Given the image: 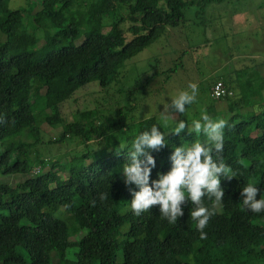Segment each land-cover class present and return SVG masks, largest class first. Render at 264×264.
I'll list each match as a JSON object with an SVG mask.
<instances>
[{"label": "trees", "instance_id": "obj_1", "mask_svg": "<svg viewBox=\"0 0 264 264\" xmlns=\"http://www.w3.org/2000/svg\"><path fill=\"white\" fill-rule=\"evenodd\" d=\"M224 1L231 0H92L83 8L77 0H43L35 23L55 32L38 48L40 39L24 27L25 10L0 0V172L24 177L14 185L0 182V264H264V212L247 210L241 197L249 183L260 188L257 199L264 195V77L258 71L264 62H253L246 79L248 66L208 86L211 93L221 81L234 91L232 98L213 100L224 101L226 110L207 109L214 120L228 122L219 155L234 178L221 181L225 198L206 239L190 217V201L176 225L161 218L159 205L136 216L122 176L136 138L153 125L169 133L167 146L149 150L156 160L150 183L171 170L174 147L211 145L203 134L186 128L177 135L171 131L178 121L163 128L155 116L137 121L138 88L120 90L128 99L118 117L114 111L106 118L98 108L78 112L71 122L61 114L79 90L96 83L108 93L120 85L128 61L168 28L187 24L186 9L198 3L203 12ZM44 124L60 126L59 137L45 141ZM74 143L82 149L67 147ZM204 204L212 208L213 201L205 197ZM66 214L85 232L78 241L70 239ZM76 247L72 260L69 249Z\"/></svg>", "mask_w": 264, "mask_h": 264}, {"label": "rangeland", "instance_id": "obj_2", "mask_svg": "<svg viewBox=\"0 0 264 264\" xmlns=\"http://www.w3.org/2000/svg\"><path fill=\"white\" fill-rule=\"evenodd\" d=\"M42 1L9 2L11 9L25 10L24 27L40 39L38 48L46 44V36L49 33L55 32L53 29L39 28L35 23V14L41 8ZM91 2L92 0H77L76 3H81L83 8H86ZM198 7L197 3L196 6L186 9V18L189 20L186 25L168 28L158 41L128 61L125 70L127 75L120 85L114 86L108 93L102 91L96 83L75 92L61 105L62 116L71 122L78 112L98 108L106 118L112 119L114 111L118 117V110L128 99V94L120 90L127 91L133 88L139 90L134 97L139 107L133 117L137 121L158 117L163 128L180 118L184 120L200 118L212 104L219 110H226L224 101L220 103L213 101L208 86L213 79L218 77L227 79L231 72L248 66L251 69L243 75L246 79L254 70L253 62H264V0L213 2L207 5L203 12ZM121 13L123 16L127 15L124 9ZM128 26L129 24H125L126 28ZM80 42L81 40L77 43ZM175 67L177 69L175 73L169 74V69ZM258 71L264 77V65L259 66ZM190 83L197 84L198 95L194 104L186 106V114L176 116L172 113H162L163 104L170 103L171 99L177 98L181 92H190L188 88ZM261 92L263 99L264 89H261ZM42 130L45 141L58 138L62 132L60 126L52 128L47 124L42 126ZM68 146L70 149H82V145L77 143ZM23 179V176L8 178L0 172V182L3 183L14 185ZM63 219L68 225L71 241H78L85 235L71 215L66 214ZM77 249V247L69 249L72 260L75 259L72 254ZM52 260L57 262L54 257Z\"/></svg>", "mask_w": 264, "mask_h": 264}, {"label": "clouds", "instance_id": "obj_3", "mask_svg": "<svg viewBox=\"0 0 264 264\" xmlns=\"http://www.w3.org/2000/svg\"><path fill=\"white\" fill-rule=\"evenodd\" d=\"M189 91L181 92L177 98L166 102L162 113H172L176 116L186 114V106L196 102L198 86L196 83L188 85ZM4 122L0 118V123ZM224 119L214 120L207 112L202 113L201 119L193 120L189 125L185 120L179 119L177 126L171 132L179 135L187 128L191 135L203 134L211 145L200 142L193 143L190 147L183 144L174 147L170 159L172 167L169 172L158 173V179L150 177L153 168L156 167V160L149 150H160L167 146L166 136L169 132H161L158 125L140 133L133 143V150L127 153L128 162L124 164L122 176L124 182L129 186L133 199L131 208L136 216L150 211L153 206H160L162 219L176 225L184 216L182 205L189 201L195 206L191 210L190 217L197 222V230L200 238L206 239L204 231L210 219L215 215V208L225 198V190L221 186L223 179L231 180L230 166L224 163L222 154L224 151V129L227 126ZM264 163V162H262ZM135 185L139 191L132 189ZM187 192V196L185 195ZM260 188L251 183L242 188L241 197L243 205L247 210L259 214L264 212V195H260ZM213 201L212 208L206 207L204 198ZM101 200L107 199V194H101ZM95 205V201L92 202Z\"/></svg>", "mask_w": 264, "mask_h": 264}, {"label": "built area", "instance_id": "obj_4", "mask_svg": "<svg viewBox=\"0 0 264 264\" xmlns=\"http://www.w3.org/2000/svg\"><path fill=\"white\" fill-rule=\"evenodd\" d=\"M211 97L215 100H222L225 98H232L234 96V91L228 88L223 82L219 81L211 89Z\"/></svg>", "mask_w": 264, "mask_h": 264}]
</instances>
